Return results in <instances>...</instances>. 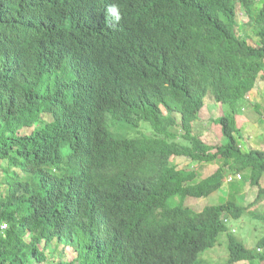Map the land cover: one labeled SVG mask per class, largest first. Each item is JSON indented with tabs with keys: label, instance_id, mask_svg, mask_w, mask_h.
<instances>
[{
	"label": "trees",
	"instance_id": "obj_1",
	"mask_svg": "<svg viewBox=\"0 0 264 264\" xmlns=\"http://www.w3.org/2000/svg\"><path fill=\"white\" fill-rule=\"evenodd\" d=\"M236 3L257 47L236 36ZM254 5L0 0V264H48L43 240L73 251L56 264H201L222 233V264H264V235L251 250L228 228L248 211L264 231V213L249 211L264 200V151L235 138L240 104L264 76V7ZM210 102L223 108L211 120L220 143L194 125ZM176 159L222 165L198 180ZM244 171L256 190L248 206L169 202L206 198Z\"/></svg>",
	"mask_w": 264,
	"mask_h": 264
},
{
	"label": "rangeland",
	"instance_id": "obj_2",
	"mask_svg": "<svg viewBox=\"0 0 264 264\" xmlns=\"http://www.w3.org/2000/svg\"><path fill=\"white\" fill-rule=\"evenodd\" d=\"M255 9L264 7V0H254ZM236 33L245 41L248 46L257 47L259 42L253 35V32L249 25V18L241 11L239 6H236ZM262 74V72L260 73ZM215 86H210L209 94L214 97L216 95ZM222 109V110H221ZM258 110V111H257ZM223 114V108L220 104L213 102L205 103L203 107L197 113L198 120L194 123L199 130H202V134L206 130L216 137L217 142L220 143V132L216 128L211 120ZM238 114L235 118L238 121V126L241 130V136L235 135L239 143L244 150H262L264 151V76L257 79L252 91L247 93L246 100H243L238 109ZM49 117V116H48ZM47 117V119H48ZM209 120L211 122H209ZM204 127V128H203ZM206 128V129H205ZM222 137V136H221ZM222 140L224 138L222 137ZM178 168L180 169H196L198 180L205 179L211 176L222 165L221 161L212 164H193L184 159H176ZM239 177V178H238ZM249 172L244 171L238 174L231 173L226 174L223 179V185L220 190L212 193L206 198H185L183 201L179 197L172 198L169 202L171 205L183 204L194 211H201L206 206H217L224 202L232 201L241 206H248L255 201L256 190L251 189L249 181ZM230 179H232L230 181ZM262 186H264V179L262 180ZM249 211L256 213H264V200H260L255 203L254 206L249 208ZM229 232H232L238 242L242 243L247 249H254L256 243L263 237L264 231L260 220L253 218L250 213L245 212L239 219L230 220L228 222ZM227 236L222 233L218 236L214 247L202 252L199 256V260L206 264H222L228 260L227 250ZM39 250H44L47 257L46 263L56 264L60 257L59 251L63 250L65 253L64 261H69L73 256V251L69 248H64L57 242H52L48 247H45L44 240L39 245ZM201 262V264H203ZM240 264V263H239ZM242 264H250L244 262ZM253 264H261L259 261Z\"/></svg>",
	"mask_w": 264,
	"mask_h": 264
},
{
	"label": "clouds",
	"instance_id": "obj_3",
	"mask_svg": "<svg viewBox=\"0 0 264 264\" xmlns=\"http://www.w3.org/2000/svg\"><path fill=\"white\" fill-rule=\"evenodd\" d=\"M236 6H239V8L241 9V11L247 16V14L245 12V9L241 6L240 3H236L233 6L235 15H236ZM254 7H255V5H254ZM258 10L256 9L255 12H257ZM105 15H106V25L108 27L115 28V27H117L119 25V22L121 21V12H120L119 6L117 4L113 3V4L109 5L106 8V10H105ZM235 33H236V31H235ZM236 36H237L238 39H241L237 35V33H236ZM243 100H246V96H245V98ZM215 104H220V103H215ZM220 106H221V104H220ZM221 108H222V106H221Z\"/></svg>",
	"mask_w": 264,
	"mask_h": 264
},
{
	"label": "built area",
	"instance_id": "obj_4",
	"mask_svg": "<svg viewBox=\"0 0 264 264\" xmlns=\"http://www.w3.org/2000/svg\"><path fill=\"white\" fill-rule=\"evenodd\" d=\"M238 178H239V177H238ZM231 180H232V179H230V181H231ZM6 228H7V224H5V223H4V224H2V226H1V229H3V230H4V229H6Z\"/></svg>",
	"mask_w": 264,
	"mask_h": 264
}]
</instances>
